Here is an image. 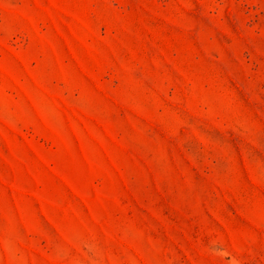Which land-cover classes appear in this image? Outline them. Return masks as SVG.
<instances>
[{"label": "rangeland", "instance_id": "1", "mask_svg": "<svg viewBox=\"0 0 264 264\" xmlns=\"http://www.w3.org/2000/svg\"><path fill=\"white\" fill-rule=\"evenodd\" d=\"M0 264H264V0H0Z\"/></svg>", "mask_w": 264, "mask_h": 264}]
</instances>
